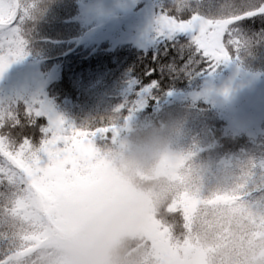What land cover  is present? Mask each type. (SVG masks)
<instances>
[{"label": "snow or ice", "instance_id": "obj_1", "mask_svg": "<svg viewBox=\"0 0 264 264\" xmlns=\"http://www.w3.org/2000/svg\"><path fill=\"white\" fill-rule=\"evenodd\" d=\"M33 7L26 0H0V75L28 55ZM185 13L190 18H181ZM256 18H264V0L220 6L169 0L156 17L155 39L167 50L185 38L183 47L192 62L213 72L240 58L251 43L243 37L241 24ZM157 85L152 80L138 87L107 119L82 127L43 101H25L22 117L19 104L0 106V264H42L59 246L68 211L103 170L108 146L131 131L133 115L149 97L155 99ZM195 155L172 154L170 200L163 214L150 216L143 264H188L185 258L193 251L190 264H264V174L257 178L253 164L242 169L232 186L207 192L193 163ZM209 232L215 241L206 244L202 237Z\"/></svg>", "mask_w": 264, "mask_h": 264}, {"label": "trees", "instance_id": "obj_2", "mask_svg": "<svg viewBox=\"0 0 264 264\" xmlns=\"http://www.w3.org/2000/svg\"><path fill=\"white\" fill-rule=\"evenodd\" d=\"M33 2L36 5L27 25V49L37 59L38 72L32 73L35 68L27 72L22 68L0 75V94L7 96L11 104H19L21 117L25 101L39 100L77 127L93 124L107 119L119 105L133 98L138 87L156 80L158 85L152 93L155 99L149 97L133 115L129 122L131 130L161 123L169 128H193L202 142L193 163L264 159V135L257 128L255 133L231 128L215 101L203 96L189 98L207 84L220 88L233 77L248 78L264 92V18L243 22L241 33L250 45L239 53L238 60L233 58L209 72L202 63L192 62L183 47V37L177 46H168L167 50L151 32L153 44L147 48L122 44L113 49L102 46L84 51L80 36L68 21L76 12L74 0ZM203 2L220 6L239 0ZM181 18L190 16L185 13ZM127 32L119 31L117 37ZM150 69L155 71L146 75ZM33 139L38 142V132ZM106 181L105 174L98 184L85 191L78 204L82 207L90 199L94 202V193L101 191Z\"/></svg>", "mask_w": 264, "mask_h": 264}, {"label": "clouds", "instance_id": "obj_3", "mask_svg": "<svg viewBox=\"0 0 264 264\" xmlns=\"http://www.w3.org/2000/svg\"><path fill=\"white\" fill-rule=\"evenodd\" d=\"M174 152L172 131L163 123L138 126L110 144L103 193L86 211L79 204L68 211L59 246L42 264H143L150 216L163 214L170 200ZM202 240L213 243L215 235L209 232ZM195 255L185 258L188 264Z\"/></svg>", "mask_w": 264, "mask_h": 264}, {"label": "rangeland", "instance_id": "obj_4", "mask_svg": "<svg viewBox=\"0 0 264 264\" xmlns=\"http://www.w3.org/2000/svg\"><path fill=\"white\" fill-rule=\"evenodd\" d=\"M32 1L34 0H26L29 3ZM74 1L76 12L68 21L80 36L84 51L102 48V46L113 49L122 44H140L143 48L152 46L153 40L149 33L155 34L154 25L159 9L169 3V0ZM32 5L35 6L36 3L33 2ZM118 30L120 32L128 30V34L122 33L117 37ZM36 64L37 59L28 52V55L12 63L6 71L9 73L10 70L23 68L27 72V70L35 68L32 73H37ZM33 76L35 75L33 74ZM200 96L217 103L231 128L253 133H255L254 128H257V131L264 135V92L248 78L242 80L233 77L220 88L207 84L199 94H191L189 98L195 100ZM10 104L11 101L8 97L0 94V106L7 107ZM170 129L174 151H194L196 152L195 156L198 155L202 142L193 128L180 125ZM253 164L256 166L255 174L259 178L261 174H264V169L260 168V165L264 164V159H227L220 162L194 163L199 170L202 187L207 192L232 186L236 183L242 169H247ZM104 175L105 172L102 170L94 176L88 188L98 184ZM2 190L0 189V191ZM103 191L104 185L101 187V191L98 190L94 193L96 198ZM91 202L93 199H90L88 203L84 202L85 205H82L81 210L86 211L92 205Z\"/></svg>", "mask_w": 264, "mask_h": 264}]
</instances>
